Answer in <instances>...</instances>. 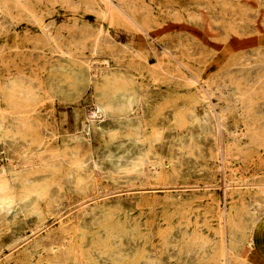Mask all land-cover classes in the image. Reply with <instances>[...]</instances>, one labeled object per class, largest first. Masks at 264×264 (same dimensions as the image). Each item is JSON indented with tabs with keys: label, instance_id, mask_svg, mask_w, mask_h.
Wrapping results in <instances>:
<instances>
[{
	"label": "rangeland",
	"instance_id": "1",
	"mask_svg": "<svg viewBox=\"0 0 264 264\" xmlns=\"http://www.w3.org/2000/svg\"><path fill=\"white\" fill-rule=\"evenodd\" d=\"M0 264H264V0H0Z\"/></svg>",
	"mask_w": 264,
	"mask_h": 264
},
{
	"label": "bare ground",
	"instance_id": "2",
	"mask_svg": "<svg viewBox=\"0 0 264 264\" xmlns=\"http://www.w3.org/2000/svg\"><path fill=\"white\" fill-rule=\"evenodd\" d=\"M43 24V23H42ZM43 27L45 28V29H48L47 28V25H43ZM98 111V110H97ZM100 111V110H99ZM99 111L98 112H95V114H99ZM222 142V141H221ZM154 169V168H153ZM3 174H5V170L4 169H2V171H1ZM155 172V171H154Z\"/></svg>",
	"mask_w": 264,
	"mask_h": 264
}]
</instances>
